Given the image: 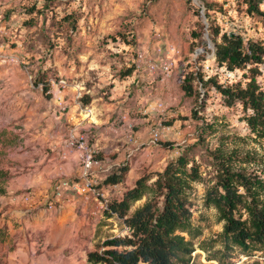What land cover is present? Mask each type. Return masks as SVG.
Here are the masks:
<instances>
[{
	"label": "rangeland",
	"instance_id": "374dc122",
	"mask_svg": "<svg viewBox=\"0 0 264 264\" xmlns=\"http://www.w3.org/2000/svg\"><path fill=\"white\" fill-rule=\"evenodd\" d=\"M244 10L242 0H0V180L6 189L0 196V264H90L89 252L129 234L123 218L99 209L102 200L109 208L142 176L152 183L153 174L184 150L202 172L188 191L197 234L191 264H220L208 260L220 248L223 222L204 202L214 175L207 151L220 140L263 151L250 137L241 104L227 105L200 80L248 81L250 67L228 71L215 60L223 34L264 44L260 19ZM137 50L154 62L172 58L170 77L136 73ZM256 81L264 90V64ZM120 116L134 124L135 144L113 132ZM72 130L86 137L98 158L109 159V170L93 177L103 197L73 198L49 210L45 197L60 167L53 145L65 143ZM150 130L161 133L159 141H150ZM100 140L105 149L96 145ZM121 167L128 169L124 181L106 184ZM26 193L33 196L31 206L22 201ZM227 264H264V257L234 250Z\"/></svg>",
	"mask_w": 264,
	"mask_h": 264
},
{
	"label": "trees",
	"instance_id": "16d2710c",
	"mask_svg": "<svg viewBox=\"0 0 264 264\" xmlns=\"http://www.w3.org/2000/svg\"><path fill=\"white\" fill-rule=\"evenodd\" d=\"M242 4L245 13L258 17L264 27V9L261 8L264 0H242ZM210 10L205 4L206 18ZM214 34L219 32L216 30ZM263 56L261 41H245L239 35L223 34L220 43L215 45L216 62L228 71L250 67L249 79L244 85H222L213 78L200 80L203 86L214 87L227 105L241 104L250 137L263 151L261 154L253 147H229L225 140L207 151L214 175L204 202L216 210L219 221L223 222L222 231L217 235L220 248L210 252L208 260L220 264L229 263L234 250L241 255L260 253L264 257V90L256 81ZM183 89L191 95L190 86ZM127 171V167H121L104 182L120 184ZM153 176L155 180L150 184L149 175L137 179L121 200L110 204L107 217L123 218L129 234L105 240L102 252L95 250L87 254L88 263L191 264L197 234L191 222L188 191L193 183L202 179L200 166L184 150ZM5 194L0 180V196ZM143 197L144 203L129 214L131 207ZM3 237L0 230V241ZM200 249L208 251L202 242Z\"/></svg>",
	"mask_w": 264,
	"mask_h": 264
},
{
	"label": "built area",
	"instance_id": "2783aa9c",
	"mask_svg": "<svg viewBox=\"0 0 264 264\" xmlns=\"http://www.w3.org/2000/svg\"><path fill=\"white\" fill-rule=\"evenodd\" d=\"M171 50L175 51L174 48ZM178 53L179 52H173L174 57L177 56ZM262 64H264V61ZM172 67V58H164L159 62H154L151 58H148L144 51H136L134 62V71L136 73L145 72L151 77H156L164 81L170 77ZM91 113L90 111V116ZM112 130L114 133L122 135L127 144H135L137 142L134 133V124L127 121L123 116L117 119ZM149 138L152 143H155L161 138V133L158 130H150ZM65 147L77 151V163L80 169L79 181H72L66 177H57L44 201V205L49 210L56 209L58 206L70 202L73 198L89 201L103 197V195L94 188L93 177L99 172L108 171L109 165L104 160L97 157V151L93 146L88 144L86 137L78 134L75 130L69 132L65 141ZM61 158L64 160L67 158L65 152L62 153ZM22 201L31 206L33 204V196L31 193L23 194ZM99 209L109 212L107 200H102ZM97 212L98 211H94L92 214L97 215ZM127 230L129 231L128 227Z\"/></svg>",
	"mask_w": 264,
	"mask_h": 264
},
{
	"label": "crops",
	"instance_id": "0c3cea01",
	"mask_svg": "<svg viewBox=\"0 0 264 264\" xmlns=\"http://www.w3.org/2000/svg\"><path fill=\"white\" fill-rule=\"evenodd\" d=\"M147 82H149V80ZM97 132H99V131H97ZM96 145L98 146L99 149H105V147H106L102 143V141L100 143L97 142ZM53 147L56 149L57 155L59 156V160H60V167L58 168L59 170H58L57 176L58 177H66V178L78 177L79 176V168H78V164H77V151L74 149L66 148L65 143L63 141L55 142ZM63 152H65L67 155V158L65 161L61 160L62 159L61 155ZM103 158L105 159V162H107L109 160L107 157H103ZM13 210H14V208H12V207L8 208V212H10V213H13Z\"/></svg>",
	"mask_w": 264,
	"mask_h": 264
}]
</instances>
